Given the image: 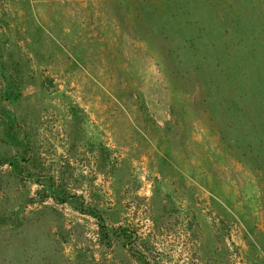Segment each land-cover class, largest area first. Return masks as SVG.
I'll return each instance as SVG.
<instances>
[{"label":"rangeland","instance_id":"obj_1","mask_svg":"<svg viewBox=\"0 0 264 264\" xmlns=\"http://www.w3.org/2000/svg\"><path fill=\"white\" fill-rule=\"evenodd\" d=\"M0 264H264V0H0Z\"/></svg>","mask_w":264,"mask_h":264}]
</instances>
